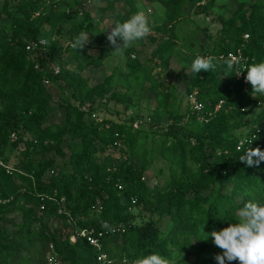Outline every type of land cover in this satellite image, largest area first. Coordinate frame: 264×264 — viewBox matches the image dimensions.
Wrapping results in <instances>:
<instances>
[{
	"label": "trees",
	"instance_id": "trees-1",
	"mask_svg": "<svg viewBox=\"0 0 264 264\" xmlns=\"http://www.w3.org/2000/svg\"><path fill=\"white\" fill-rule=\"evenodd\" d=\"M45 1L2 0L0 9L4 21L0 25V161L11 169L0 166V264H50V256L62 264H101L95 248L83 239L70 240L75 232L91 228L109 231L102 243L111 264H131L150 251L166 257L169 264H216L214 255L221 250L211 239L192 243L204 238L202 225L205 232L220 229L244 203L264 202V162L248 167L238 160L242 148L237 149L240 139L247 137L252 140L250 147L264 150V112L257 110V102L264 97L253 96L258 94H251L245 77L238 79L237 69L229 71L226 65L227 55L237 50L246 59L244 66L264 59V0L249 5L239 0L231 16L221 19V29L208 51L196 35L189 45L180 44L178 22L189 17L188 3L193 4V13L207 14L214 0H144L164 9L160 21L158 12L148 16L153 33L149 42L155 45L150 56L143 63L137 56L132 58L141 40L136 42L123 50L125 63L118 68V80L109 74L94 85L81 73L64 69V45L58 44L69 41L65 48L72 50L80 65L82 48H74L73 43L79 34L94 31L93 17L89 12L80 15L79 0L59 14L51 8L35 17ZM126 1L131 7L128 12L117 9L119 1L110 0L104 1L102 11L113 10L115 19H123L136 11L133 0ZM108 31L101 40L100 57L89 56V62L99 65L114 50ZM42 37L48 40L45 47L26 49ZM177 47L216 58L214 70L190 73L188 84L187 94L198 91L207 122L191 111L185 95L181 96L185 112L175 110L181 97L164 79L163 67L165 56L173 55ZM149 64L152 69L146 67ZM54 65L60 68L57 75ZM44 80L60 91L65 111L62 124L44 123L52 100ZM141 90L154 92V113L167 122L144 129L146 119L126 114ZM66 92L69 96L63 97ZM219 101L223 106L209 117ZM111 102L120 104L121 111L112 112ZM85 105L88 111L82 109ZM102 111L106 116L100 120L90 118ZM135 121H140L138 128L133 127ZM57 159L65 161L61 165ZM156 159L165 163L169 177L151 189L144 174ZM18 209L23 221L16 231L8 232L3 216ZM142 212L147 219L135 225ZM164 218L169 220L166 225L161 224ZM50 221L56 222L51 233ZM117 227L124 232L112 233ZM190 255L194 260L187 263Z\"/></svg>",
	"mask_w": 264,
	"mask_h": 264
},
{
	"label": "rangeland",
	"instance_id": "rangeland-1",
	"mask_svg": "<svg viewBox=\"0 0 264 264\" xmlns=\"http://www.w3.org/2000/svg\"><path fill=\"white\" fill-rule=\"evenodd\" d=\"M75 1L76 0H46L44 2L42 9L34 13V16L37 17L40 14H43V12L46 13L51 8H55L57 10V14H59L60 12L67 10L68 9L67 6L72 5ZM79 1H82L80 15L84 14L85 12H89L91 14L94 20L93 23L94 31L88 34L89 37L88 42L84 45V47L80 50V52H78L82 60V63L80 65L79 62L76 59H74L72 53H70L72 50L69 51V49L65 48V44L67 42L69 43V41H67L66 39L62 43L61 40L58 41L59 45L60 44H62V46L64 45V50H65L63 51L64 69L66 71H70L74 73H81V75L88 81L89 85H94L99 82H102L109 74H115L114 76H116L118 80V78L120 77L118 68H120L119 67L120 65L123 66V64L125 63L124 62L125 56L123 51L120 52L113 50L109 55V58H106L104 61L102 60L99 65L89 62L90 59L89 56H93L94 60H97L100 57L102 37L105 34V32L108 31L110 28H107L105 30L103 29L106 24L111 23L115 20V12L109 9L102 11V7L105 6V2H104L105 0L97 3H95L93 0H89V2L87 0H79ZM110 1L112 2L119 1L120 3L117 2L116 4L117 9L121 10L122 12L124 11L128 12V10L131 8L126 0H110ZM206 1L208 2L210 0H206ZM243 1L249 5L257 0H243ZM133 2L136 11L145 10L146 15L149 17H152L154 12H158L157 17L159 21L164 17V9L159 5L147 4L146 2H144V0H133ZM237 2H239V0H214L212 7L209 9L207 14L193 13L194 11L193 4L188 3L186 14H188L189 17L187 19L178 22L179 23L178 29L180 31L181 36H183L180 44L187 42L186 45H189V40H191L192 36L196 35L198 38L197 40H199V42L203 46V50L208 51L213 45L214 39H216V36L221 29V19H227L231 16V14L236 9ZM1 5H2V0H0V9H1ZM161 8L162 11L160 10ZM148 9L150 10V13L147 12ZM0 25H4L3 19H0ZM152 35L153 34L151 31V33L148 36H146L144 39H142L141 43L135 46V49L131 52V54L137 56L138 60H140L141 63L146 62L152 50L154 49L155 45L149 42V37ZM43 38H45L47 44L48 41L47 38L46 37ZM195 57L196 55H192L188 50H182L180 49V47L179 48L177 47L175 49V53H173V55L165 56L166 64L163 67V70L165 72L164 79L166 78V82L172 85L176 89V92L179 97L188 95L187 94L188 84L191 73L190 66ZM117 62H119V64L117 66H114ZM79 66H81V69H79ZM146 67L148 69H152L153 66L149 64ZM140 81H142L141 78H139L138 83H140ZM46 87L52 95V100L49 107L50 116L46 119L44 123L62 124L65 111L61 105L62 97L60 91L55 87H53L51 83ZM67 96H69V92L63 94V97H67ZM134 99L135 100L133 101V106H131V109L129 110L127 109L128 111L126 114L129 116H134L138 114L142 119H146L148 126L145 123L144 126L147 127H144V129H148L149 125L155 126L157 123L167 122L160 115L154 113V109L157 106V98L153 91L141 90L140 95ZM178 102L179 101L175 103V107H176L175 110H179L180 112L184 113L186 103L184 102V100H182V97H181V102L180 103ZM2 105L3 104L0 101V109ZM108 107L112 110V112H117V111L119 112L122 109V106L120 104L114 105V102L109 103ZM257 112H258L257 110H254L253 113L256 114ZM110 114H112L110 115L111 118H116V115L114 113H110ZM103 115L106 116V111H102L101 113H92L90 115V118L93 120H100V117H102ZM250 118L251 116L245 117L243 122L248 121ZM188 122L186 125H189ZM243 132L244 133L246 132L245 128L241 129V133L244 135ZM149 138H152V134L149 135ZM69 141L70 139L67 138L65 143L63 144L64 148H67ZM65 150L66 152H68L67 149ZM17 154L18 153L12 155L11 157L12 163H15L16 161L15 155ZM64 161L65 160L57 159V162L61 165L63 164ZM164 164L162 163L161 160L156 159L152 167L147 172H145L144 180L151 189L155 187H160L163 184H165V182L167 181L169 177V172H168V168L164 166ZM240 200L241 199L239 198L238 202ZM145 219L147 218L144 215V212H142L140 215L137 216L134 224L139 226L145 221ZM22 221H23L22 212L19 209L11 210L6 215L3 216L2 224L3 227L8 232H14L17 230L18 228L17 226H19L22 223ZM168 221H169L168 218H164L161 224L166 225ZM48 224H49V233H51L56 226V222L50 221ZM192 243L194 245H197L196 241H193ZM193 260H194V256L190 255L187 259V263H190Z\"/></svg>",
	"mask_w": 264,
	"mask_h": 264
},
{
	"label": "clouds",
	"instance_id": "clouds-1",
	"mask_svg": "<svg viewBox=\"0 0 264 264\" xmlns=\"http://www.w3.org/2000/svg\"><path fill=\"white\" fill-rule=\"evenodd\" d=\"M162 11V8L160 9ZM110 28L107 33L108 42L114 46V50L122 52L133 46L136 42L144 39L152 31V22L144 11H135L123 19H115L105 25L104 29ZM88 33L79 34L73 43L74 48H83L88 42ZM240 61L229 60L226 62L227 69L234 74L245 72V79L251 85V94L255 97H264V59L246 64L239 69ZM214 56L197 55L191 63V74L196 75L203 71H212L216 68ZM252 140L241 141L242 155L238 160L248 167H259L264 162V150L259 147H250ZM247 144L244 148L243 145ZM229 219V218H222ZM203 239L214 243L221 252L214 255L216 264H264V202L250 200L238 208L234 218L229 219L227 226L220 229L213 228L210 232L204 231ZM192 241V242H193ZM131 264H169L166 257L158 252L141 254L132 260Z\"/></svg>",
	"mask_w": 264,
	"mask_h": 264
},
{
	"label": "built area",
	"instance_id": "built-area-1",
	"mask_svg": "<svg viewBox=\"0 0 264 264\" xmlns=\"http://www.w3.org/2000/svg\"><path fill=\"white\" fill-rule=\"evenodd\" d=\"M89 2V0H87ZM148 13H150V10H147ZM153 34V33H152ZM248 35L245 34L244 35V39H247ZM46 46V40L45 38H40L37 41H32L30 43H28L26 49L30 52L35 51L36 49H39L40 47H45ZM132 58H135V55H132ZM227 58L229 60H238L240 61L239 64V69H243L244 66V62L246 59L243 58L241 50H237L236 54L234 53H229L227 55ZM52 71L55 75H57L60 72V68L58 66H52ZM246 73L245 72H241L240 74H237V78L240 79L242 77H245ZM45 86L50 85V82L48 80H44L43 81ZM187 102L189 104V107L191 109V111L193 113H196L198 116V119L200 121L203 122H207L208 121V117L205 115L204 112V106L203 104L199 101L198 99V91L194 90L190 93H188L187 95ZM224 102L223 101H219L213 109L212 113H208V116L211 117L212 114H215L216 112H218L221 107L223 106ZM84 111H88L89 110V106H85L83 107ZM257 110L259 111H263L264 112V101L259 100L257 102ZM140 125V121H135L133 123V127L138 128ZM11 139L15 140L16 139V135L12 134L11 135ZM241 141H249L247 139V137H243L242 139H240L238 145H237V149H241L242 148V144ZM246 144V143H245ZM244 144V145H245ZM118 145H120L118 143ZM243 145V146H244ZM0 166L5 167L7 169L8 172H11V169L6 167L1 161H0ZM64 199H61L60 202H63ZM2 201L0 200V203ZM43 206H41L40 209H42ZM124 232V229H121L120 227H117L113 230H111L112 233H116V232ZM106 234H109V231H98L94 228L91 229H82L79 232H75L73 235H71L70 240L71 242H75L77 239H83L88 245L92 246L93 248H95L97 250V261L100 262L101 264H111L112 260L110 259V257L103 251V243L102 240L104 238V236ZM48 262L50 264H62L56 257L50 256L48 258Z\"/></svg>",
	"mask_w": 264,
	"mask_h": 264
},
{
	"label": "crops",
	"instance_id": "crops-1",
	"mask_svg": "<svg viewBox=\"0 0 264 264\" xmlns=\"http://www.w3.org/2000/svg\"><path fill=\"white\" fill-rule=\"evenodd\" d=\"M119 64V62H117L114 66H117Z\"/></svg>",
	"mask_w": 264,
	"mask_h": 264
}]
</instances>
